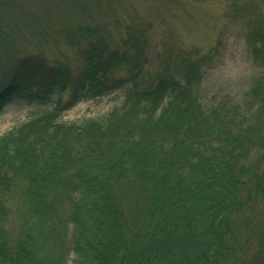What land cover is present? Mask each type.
I'll use <instances>...</instances> for the list:
<instances>
[{
  "label": "trees",
  "instance_id": "obj_1",
  "mask_svg": "<svg viewBox=\"0 0 264 264\" xmlns=\"http://www.w3.org/2000/svg\"><path fill=\"white\" fill-rule=\"evenodd\" d=\"M227 1L264 67V0ZM77 33L73 74L33 56L0 67V112L37 105L0 135V264H264V76L240 101L210 103L209 52L166 49L149 70L135 27L117 41L100 26ZM116 90L102 117L61 120ZM12 195L33 223L17 234L4 225Z\"/></svg>",
  "mask_w": 264,
  "mask_h": 264
},
{
  "label": "rangeland",
  "instance_id": "obj_2",
  "mask_svg": "<svg viewBox=\"0 0 264 264\" xmlns=\"http://www.w3.org/2000/svg\"><path fill=\"white\" fill-rule=\"evenodd\" d=\"M260 9L264 13V5ZM243 13V7L227 0H0V67L18 57L33 56L48 64L60 62L73 74L81 65L87 43L77 33L79 26H100L105 37L115 41L135 27L147 38V69L159 65L166 49L209 52L212 59L202 81L205 101L215 102L225 94L240 101L251 81L264 76V67L251 56ZM122 98V91L116 90L81 100L65 111L61 120L100 118L120 105ZM36 109L34 102L26 100L6 103L0 112V135ZM8 203L7 231L17 234L33 225L26 211L18 209L15 195Z\"/></svg>",
  "mask_w": 264,
  "mask_h": 264
}]
</instances>
